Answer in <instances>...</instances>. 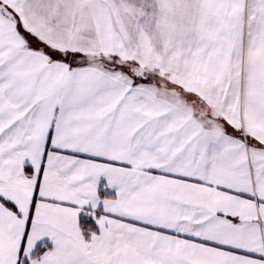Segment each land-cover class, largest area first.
Instances as JSON below:
<instances>
[{
  "label": "snow or ice",
  "instance_id": "6c2138e0",
  "mask_svg": "<svg viewBox=\"0 0 264 264\" xmlns=\"http://www.w3.org/2000/svg\"><path fill=\"white\" fill-rule=\"evenodd\" d=\"M0 264H264V0H0Z\"/></svg>",
  "mask_w": 264,
  "mask_h": 264
}]
</instances>
